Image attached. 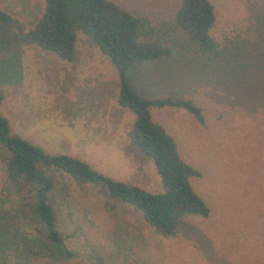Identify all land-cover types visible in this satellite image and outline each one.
Listing matches in <instances>:
<instances>
[{"label": "rangeland", "instance_id": "obj_1", "mask_svg": "<svg viewBox=\"0 0 264 264\" xmlns=\"http://www.w3.org/2000/svg\"><path fill=\"white\" fill-rule=\"evenodd\" d=\"M108 1L152 25L171 26L180 0ZM208 1L218 57L137 64L129 83L145 98L188 99L200 109L202 124L173 107L148 114L199 172L188 182L208 215H185L164 237L100 186L49 167L61 236L54 244L29 219L28 188L6 182L0 145V264H264V0ZM43 6L0 0L11 18L0 29V116L9 133L112 180L161 192L151 159L134 142L135 116L117 104L118 76L107 56L80 32L70 61L12 45L17 28L30 29Z\"/></svg>", "mask_w": 264, "mask_h": 264}, {"label": "trees", "instance_id": "obj_2", "mask_svg": "<svg viewBox=\"0 0 264 264\" xmlns=\"http://www.w3.org/2000/svg\"><path fill=\"white\" fill-rule=\"evenodd\" d=\"M43 1L42 14L30 29L17 28L12 45H34L70 61L76 33L80 32L107 56L118 76L117 104L134 114V142L140 153L151 159L162 190L150 193L103 176L76 158L47 154L10 134L5 118L0 116V145L6 152L4 177L8 184L28 188L29 219L41 226L50 242L61 243L55 228L54 184L44 172L49 167L76 181L100 186L109 197L139 210L145 222L164 237L174 235L185 215L206 217L207 206L188 182L199 172L180 159L172 138L151 122L148 114L150 108L173 107L202 124L200 109L188 99L145 98L134 93L129 83L130 69L137 64L163 59L206 64L218 57V44L208 34L214 21L209 1L180 0L171 26L152 25L145 17L134 16L108 0ZM10 22V16L0 10V29Z\"/></svg>", "mask_w": 264, "mask_h": 264}, {"label": "crops", "instance_id": "obj_3", "mask_svg": "<svg viewBox=\"0 0 264 264\" xmlns=\"http://www.w3.org/2000/svg\"><path fill=\"white\" fill-rule=\"evenodd\" d=\"M151 109V108H150Z\"/></svg>", "mask_w": 264, "mask_h": 264}]
</instances>
